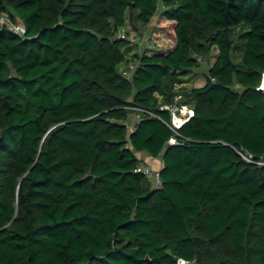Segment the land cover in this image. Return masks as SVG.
<instances>
[{"label": "trees", "instance_id": "16d2710c", "mask_svg": "<svg viewBox=\"0 0 264 264\" xmlns=\"http://www.w3.org/2000/svg\"><path fill=\"white\" fill-rule=\"evenodd\" d=\"M159 1L175 46L133 54L127 76L125 11L145 20ZM5 14L21 28L0 21V264H264V0H0ZM204 39L205 83L176 88ZM176 94L194 114L169 144L129 106L169 121ZM141 154L162 160L157 186Z\"/></svg>", "mask_w": 264, "mask_h": 264}, {"label": "rangeland", "instance_id": "374dc122", "mask_svg": "<svg viewBox=\"0 0 264 264\" xmlns=\"http://www.w3.org/2000/svg\"><path fill=\"white\" fill-rule=\"evenodd\" d=\"M165 7L161 3V1L158 2V10L157 12L151 16L150 18H147L145 20H141L137 17V13L135 11L126 10L125 11V22L122 26L119 32L124 31L125 32V39L129 40L132 38H137L134 42H130L132 45V49L130 52H127L126 57L129 58V61L127 62L124 60L119 65L120 70L128 71L130 68L133 70L135 67L134 61H133V54H142L143 51H147L148 54L156 53H164L169 50H171L176 43V34H175V21L166 19L162 15V10ZM7 14H5L6 16ZM9 18V17H8ZM0 17V21H1ZM11 20V18H9ZM6 23V22H5ZM4 23V24H5ZM243 26L235 27L232 29V39L234 42V49L232 52L233 59L235 61H240L242 54L244 52V39L241 37L243 32ZM117 32V37L120 36V33ZM205 47L208 49V52L204 57H202V60L200 61V64L192 69L190 73L186 74L183 77V81L176 83V88H182V90L190 91L192 87H198L202 86L206 81V74L208 67L214 62L215 57L218 53V50L214 44L210 42L209 39H204ZM131 56V57H130ZM131 60V61H130ZM130 62V63H129ZM123 71V73H124ZM264 80V78H263ZM262 79H260L259 85L260 86L263 83ZM157 100L160 101L161 97L159 94L155 93ZM134 115V114H133ZM133 116H130V120H128L127 123V130L129 131L130 128H132V125L136 122L134 119H132ZM145 155V154H144ZM144 155H140V157L143 159V162L146 164H149L154 170H157L161 165L162 160L157 158L153 159L152 157H144ZM152 160V161H151ZM153 161L156 163V165H153ZM152 180V178L150 177ZM157 186V185H155ZM203 240V239H202ZM227 248V244L223 241L220 245V248H218L217 251H215L214 258L215 260H222L225 256V251ZM210 261V260H209ZM208 260H204V263H209ZM210 263H213V261H210ZM184 264H196L195 262H186Z\"/></svg>", "mask_w": 264, "mask_h": 264}, {"label": "built area", "instance_id": "2783aa9c", "mask_svg": "<svg viewBox=\"0 0 264 264\" xmlns=\"http://www.w3.org/2000/svg\"><path fill=\"white\" fill-rule=\"evenodd\" d=\"M1 22L5 23V25L7 26L8 29L14 30L16 32H20V28H21V24L20 23H13L8 16H1ZM137 39V38H136ZM135 38L130 39L131 42L135 43ZM132 68V67H131ZM130 68V70L128 71H124V74L129 76L132 72V69ZM264 78V72L262 73V79ZM258 89H262L261 86L258 87ZM182 95L181 94H176L174 95V99L172 102L170 103H165V104H161L159 107L160 109H166L169 111L170 113V120L169 121H165L163 120L158 114L152 112L151 110L139 107V106H129L130 109L136 111L134 116L136 117V119H139L141 114L146 113L152 116H155L159 119H161L163 122H165L170 129L173 131L174 136H172L169 139V144H177L178 140L176 135H178V129L182 126L183 123H185L187 120H189L193 114H194V109L193 107L189 104V103H185L182 102ZM238 154L247 162H251V163H260L256 160L253 159V156L251 154H247V153H242L240 151H238ZM161 167V165H160ZM160 167L157 170H154L149 164L146 163H140L136 170L138 172H142L145 175H147L149 178H152V181L155 185H158L160 183V179H159V170ZM188 261L184 260V259H178V264H184Z\"/></svg>", "mask_w": 264, "mask_h": 264}, {"label": "clouds", "instance_id": "9594fccd", "mask_svg": "<svg viewBox=\"0 0 264 264\" xmlns=\"http://www.w3.org/2000/svg\"><path fill=\"white\" fill-rule=\"evenodd\" d=\"M261 79H262V75H261ZM262 80H263V79H262ZM261 83H262V81H261ZM260 86H261V88H262V89H260V90H263V91H264V88H263L262 84H261ZM260 86H258V87H260Z\"/></svg>", "mask_w": 264, "mask_h": 264}, {"label": "crops", "instance_id": "0c3cea01", "mask_svg": "<svg viewBox=\"0 0 264 264\" xmlns=\"http://www.w3.org/2000/svg\"><path fill=\"white\" fill-rule=\"evenodd\" d=\"M152 161V160H151ZM153 165L155 166L156 165V163L153 161Z\"/></svg>", "mask_w": 264, "mask_h": 264}, {"label": "bare ground", "instance_id": "6f19581e", "mask_svg": "<svg viewBox=\"0 0 264 264\" xmlns=\"http://www.w3.org/2000/svg\"><path fill=\"white\" fill-rule=\"evenodd\" d=\"M262 83H263V88H264V80H263V82H262Z\"/></svg>", "mask_w": 264, "mask_h": 264}]
</instances>
